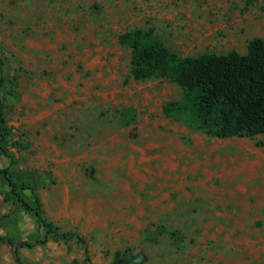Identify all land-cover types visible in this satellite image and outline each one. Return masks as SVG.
Returning a JSON list of instances; mask_svg holds the SVG:
<instances>
[{"label": "rangeland", "instance_id": "rangeland-1", "mask_svg": "<svg viewBox=\"0 0 264 264\" xmlns=\"http://www.w3.org/2000/svg\"><path fill=\"white\" fill-rule=\"evenodd\" d=\"M133 29L179 57L245 55L264 0H0V168L56 229L0 176V264H18L6 240L44 236L23 264H264V134L165 115L183 92L132 78Z\"/></svg>", "mask_w": 264, "mask_h": 264}, {"label": "trees", "instance_id": "trees-1", "mask_svg": "<svg viewBox=\"0 0 264 264\" xmlns=\"http://www.w3.org/2000/svg\"><path fill=\"white\" fill-rule=\"evenodd\" d=\"M119 42L131 48L130 72L134 80L167 78L181 88L183 95L179 102L163 105L165 115L216 138L264 134V40H250L245 55L232 51L197 57H179L150 32L140 29L122 33ZM3 108L0 101V128L4 121ZM1 142V151L5 153ZM0 176L21 207L34 213L36 223L45 229L46 235L55 234L56 229L42 216L38 197L34 196L35 206H31L18 191L29 187L15 181L7 168H0ZM45 241V236L17 245L12 239L6 240L13 247L18 264H23L19 248H32Z\"/></svg>", "mask_w": 264, "mask_h": 264}, {"label": "water", "instance_id": "water-1", "mask_svg": "<svg viewBox=\"0 0 264 264\" xmlns=\"http://www.w3.org/2000/svg\"><path fill=\"white\" fill-rule=\"evenodd\" d=\"M125 262V261H124ZM123 263V262H122ZM122 263H117V264H122Z\"/></svg>", "mask_w": 264, "mask_h": 264}]
</instances>
